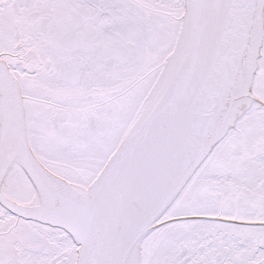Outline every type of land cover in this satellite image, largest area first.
<instances>
[{
    "label": "snow or ice",
    "instance_id": "6c2138e0",
    "mask_svg": "<svg viewBox=\"0 0 264 264\" xmlns=\"http://www.w3.org/2000/svg\"><path fill=\"white\" fill-rule=\"evenodd\" d=\"M0 264H264V0H0Z\"/></svg>",
    "mask_w": 264,
    "mask_h": 264
}]
</instances>
